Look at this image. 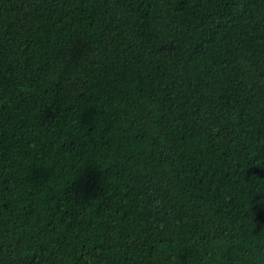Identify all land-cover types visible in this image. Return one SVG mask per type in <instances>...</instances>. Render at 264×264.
Returning <instances> with one entry per match:
<instances>
[{
    "label": "trees",
    "instance_id": "1",
    "mask_svg": "<svg viewBox=\"0 0 264 264\" xmlns=\"http://www.w3.org/2000/svg\"><path fill=\"white\" fill-rule=\"evenodd\" d=\"M0 264H264V0H0Z\"/></svg>",
    "mask_w": 264,
    "mask_h": 264
}]
</instances>
